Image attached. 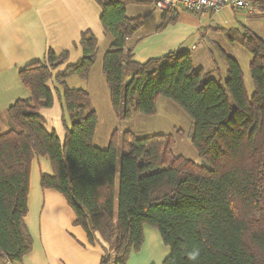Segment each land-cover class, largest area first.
<instances>
[{"label":"trees","instance_id":"obj_1","mask_svg":"<svg viewBox=\"0 0 264 264\" xmlns=\"http://www.w3.org/2000/svg\"><path fill=\"white\" fill-rule=\"evenodd\" d=\"M252 1L264 13V0ZM95 2L112 38L103 74L114 114L122 121L155 116L159 100H170L192 120L191 143L203 165L175 156L173 135L114 131L107 148L95 145L99 117L90 94L67 85L73 75L88 79L96 63L98 40L84 31L74 45L83 49L78 62L68 64L69 50H48L19 72L31 96L9 107L11 129L0 131V264L19 263L33 248L24 219L36 155L53 169L41 175L42 188L61 193L75 225L105 245L101 264H128L144 243L145 225L170 248L164 264H264V35L248 32L241 40L252 55L250 95L239 61L224 51L227 73L218 79L196 69L186 49L134 61L127 41L143 19L128 17L127 8L143 1ZM177 18L164 12L160 29ZM50 82L61 87L63 141L40 115L55 104Z\"/></svg>","mask_w":264,"mask_h":264},{"label":"crops","instance_id":"obj_2","mask_svg":"<svg viewBox=\"0 0 264 264\" xmlns=\"http://www.w3.org/2000/svg\"><path fill=\"white\" fill-rule=\"evenodd\" d=\"M142 1L127 8L128 17L143 19L141 28L127 41L133 50V59L138 63L186 49L192 53L196 69L210 73L215 79L225 78L227 66L221 56L224 46L236 50L237 46H242L241 40L248 32L259 35V30L264 29V13L259 9L248 14L244 10L231 8L203 14L182 10L177 14L175 23L160 29L164 12L152 0ZM100 14L101 8L95 0H0L2 133L11 129L7 117L9 107L16 101L31 96L30 90L22 84L19 72L37 61H43L48 50L57 54L69 50V60L76 55L79 61L83 51L79 50L80 46L74 45L79 43L82 32L90 31L98 40L96 64L101 62L103 73V57L112 38L103 29ZM237 60L246 76L241 61ZM251 60L252 57L249 65L246 62V66L250 67ZM91 75L86 79L87 87L81 88L90 94L91 106L98 114L96 99L111 103L110 93L105 76L94 87ZM129 80L128 75L125 83ZM54 86L56 87L53 82L48 83L50 89L53 90ZM58 88L61 89L60 86ZM57 103L60 105L58 112L63 125L62 106L58 96L53 109L57 107ZM40 115L46 122L45 128L51 131L47 125L48 108L42 109ZM139 115L135 114L130 121ZM116 119L119 123H125L117 117ZM63 130V136L54 131L62 141L66 135L64 126ZM114 131H118L117 127ZM114 131L109 135L105 148ZM193 161L199 164L198 160ZM42 174L52 175V165L47 156L36 155L31 169L28 215L24 219L33 240V248L21 262L11 264H101L106 252L105 245L99 236H94L93 242H90L86 231L75 225L76 215L61 193L42 188ZM169 255L170 248L164 243L160 232L145 225L144 243L139 251L131 253L128 264H164Z\"/></svg>","mask_w":264,"mask_h":264},{"label":"rangeland","instance_id":"obj_3","mask_svg":"<svg viewBox=\"0 0 264 264\" xmlns=\"http://www.w3.org/2000/svg\"><path fill=\"white\" fill-rule=\"evenodd\" d=\"M259 35H264L263 28L262 30H259ZM78 48L81 52L83 51L82 48ZM223 50L224 52L229 53V55L231 54L241 61L243 69L246 73L245 82L247 90L248 93L252 95L254 92V85L249 66H246L247 63L249 65V59L252 57L251 53L242 46H237L236 50L224 46ZM77 59L78 58H76L75 55V57L71 58L68 63H75L78 61ZM64 68L65 66L59 68L55 73L58 74L59 72L63 71ZM91 74L92 86L96 87L98 85V81L104 76L102 73L101 62L94 65ZM86 82V80L81 79L77 75H73L67 79V85L73 89H82L81 87H87ZM55 85L56 87L59 86L57 83ZM53 91L55 93V98H57L55 86ZM96 105L99 117V126L94 143L97 147L102 149L106 147L109 135L114 131V129H116V127L120 133L129 130L139 138L151 135H173L176 139V146L173 151L174 155H181L192 160H198L199 165H203V161L199 158L197 151L194 149L191 143V135L194 130V124L192 120L170 100L165 98H161L159 100L158 113L155 116H145L140 114L139 117H135L132 121H125V123H119V121H117L109 101L104 103L102 100L96 99ZM56 106L57 107L55 109L48 108L49 119L47 118V125L48 129L51 131H56L59 135L63 136V125L60 121L58 112L60 105L57 103Z\"/></svg>","mask_w":264,"mask_h":264},{"label":"built area","instance_id":"obj_4","mask_svg":"<svg viewBox=\"0 0 264 264\" xmlns=\"http://www.w3.org/2000/svg\"><path fill=\"white\" fill-rule=\"evenodd\" d=\"M152 2L162 12H170L172 15H177L182 10L203 14L218 12L224 8L244 10L252 14L258 9L252 0H152Z\"/></svg>","mask_w":264,"mask_h":264}]
</instances>
